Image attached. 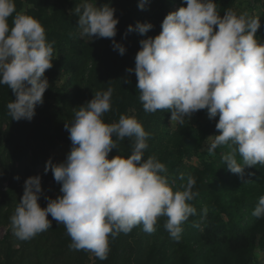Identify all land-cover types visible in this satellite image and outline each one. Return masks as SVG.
<instances>
[{
  "label": "clouds",
  "instance_id": "1",
  "mask_svg": "<svg viewBox=\"0 0 264 264\" xmlns=\"http://www.w3.org/2000/svg\"><path fill=\"white\" fill-rule=\"evenodd\" d=\"M186 6L169 13L162 31L141 40L135 58L137 89L147 113L168 110L171 123L207 110L209 119L219 117V135L207 138L209 155L227 146L222 155L226 168L243 177L245 169L264 164V42L257 38L261 21L247 12L228 9L223 15L215 0H184ZM144 0L139 7L143 9ZM32 7V5H26ZM16 13L13 26L9 17ZM110 4L98 7L96 0H82L73 10L78 16L80 37L109 38L113 49L124 55L126 48L116 42L119 18ZM153 25L137 22L126 34L141 35ZM55 41L48 42L42 23L26 11L16 12L15 0H0V85H7L15 99L7 104L12 120L31 121L50 87L45 76L53 67ZM129 82L130 81H125ZM113 89L97 91L80 106L71 124L66 123L72 148L62 163L47 162L61 184L62 195L49 198L46 208L39 204L43 189L40 176L29 177L24 194L11 216V227L20 241H27L52 227L49 215L64 225L71 238L70 249L85 250L106 260L110 240L142 225L152 234L160 217L170 237L179 241L182 225L197 213L190 203L198 196L195 179L175 187L167 168L155 156L144 159L150 133L138 118L121 115L106 123ZM132 141V153L109 159L118 141ZM242 158L238 162L237 156ZM19 179V177H16ZM184 179L183 173L178 177ZM207 207L203 209L207 214ZM264 217V196L252 212ZM199 227V225H195Z\"/></svg>",
  "mask_w": 264,
  "mask_h": 264
},
{
  "label": "trees",
  "instance_id": "2",
  "mask_svg": "<svg viewBox=\"0 0 264 264\" xmlns=\"http://www.w3.org/2000/svg\"><path fill=\"white\" fill-rule=\"evenodd\" d=\"M81 2L15 0L16 12L24 10L38 19L45 28L47 41H55L53 67L45 73L50 87L31 121L12 120L7 104L15 99V94L7 85H0V143L4 141L6 147L14 149L27 179L41 177L43 192L39 204L46 208L49 198L62 195V185L54 179L50 182L52 177L48 174L42 179L36 167L52 149L61 144L72 146L65 124L73 122L74 113L92 100L95 92L111 87V110L104 114V121L118 122L121 115H135L151 134L143 158L155 156L164 163L169 179L176 178L177 188L186 184L189 176L195 179L193 191L199 194L190 203L197 213L182 225L179 241L173 240L165 229L167 217H160L152 234L144 232L140 225L111 239L107 259L100 260L90 251L70 249L71 238L66 228L51 215V228L30 240H18L10 218L23 197L20 199L16 192L22 190L15 177L8 178L5 188L8 175L3 173L0 228L7 229L4 235L0 232V264H264V217L252 215L259 198L264 196V164L246 168L243 177L230 172L222 160L229 150L227 146L218 147L215 155L207 151V138L220 134L216 128L218 116L209 119L207 110H200L173 128L166 123L168 110L144 111L136 74L127 71L135 68L140 41L159 35L163 20L186 6L184 0H144L143 9L139 7L141 0H96L98 7L110 4L116 9L119 23L114 39L125 46L124 55L113 49L112 39L80 37L78 16L73 10ZM215 2L221 15L232 9L238 14L258 16L261 28L257 38L264 42V0ZM15 14L9 17L10 26ZM137 22L151 23L153 28L143 35L133 31L125 36L128 27ZM118 146L109 153V159L119 155L120 149L125 157L131 155V140L118 141ZM237 160L242 163L239 155ZM181 173L183 180L178 179Z\"/></svg>",
  "mask_w": 264,
  "mask_h": 264
},
{
  "label": "rangeland",
  "instance_id": "3",
  "mask_svg": "<svg viewBox=\"0 0 264 264\" xmlns=\"http://www.w3.org/2000/svg\"><path fill=\"white\" fill-rule=\"evenodd\" d=\"M167 124L175 128L178 123H171V113L169 112L168 119L166 121ZM72 146L67 144H61L58 147L52 149L50 151V154L43 158L42 163L36 167L37 172H39L42 175V179L45 178V176L48 174L52 178L50 179V182H53V174L51 171H48L45 173V168L47 165V162L51 159L54 164L56 163H62L66 160L67 155L71 151ZM168 171V170H167ZM7 173L8 177L7 180L4 182L3 186L5 188L8 187L10 177H19V179H16L18 182L19 187L21 188L22 192L17 190L16 194L21 199V195L23 196V189H24V182L27 180L26 174L22 168L19 167V163L16 160V154L13 148L6 147L4 141H1L0 143V174ZM7 229V226H3L0 228V232L2 235H4L5 231Z\"/></svg>",
  "mask_w": 264,
  "mask_h": 264
},
{
  "label": "built area",
  "instance_id": "4",
  "mask_svg": "<svg viewBox=\"0 0 264 264\" xmlns=\"http://www.w3.org/2000/svg\"><path fill=\"white\" fill-rule=\"evenodd\" d=\"M0 196H1V194H0Z\"/></svg>",
  "mask_w": 264,
  "mask_h": 264
}]
</instances>
